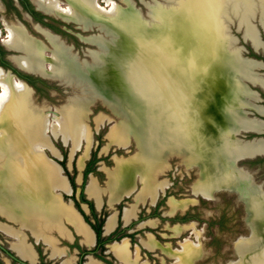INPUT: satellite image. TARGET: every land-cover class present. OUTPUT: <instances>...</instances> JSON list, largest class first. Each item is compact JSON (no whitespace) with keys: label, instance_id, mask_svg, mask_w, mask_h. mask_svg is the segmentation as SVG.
Returning <instances> with one entry per match:
<instances>
[{"label":"bare ground","instance_id":"obj_1","mask_svg":"<svg viewBox=\"0 0 264 264\" xmlns=\"http://www.w3.org/2000/svg\"><path fill=\"white\" fill-rule=\"evenodd\" d=\"M36 1L49 13L66 19H73L84 26L98 25L104 27V35L109 38L117 32L126 34L127 41H125V45L127 50L125 52L129 54V57L132 56L131 53L135 52L141 43L148 45L147 51L150 48L152 49L154 45L149 46L151 43L148 41L149 38H142L140 32L145 33V37H147L148 30L155 25H159L158 11L169 12V10L171 13L177 11L180 29L173 28L172 34L177 42L176 45L179 47L186 41L181 34V30L186 25L190 28L192 34H195L193 46L197 48L200 47L205 37L217 39L218 44L222 45L223 41L221 42L220 39L223 36L220 37L219 35L223 33L222 31L227 30L226 33L230 36V28L233 22H236L238 30L245 33V38L251 40L256 49L264 47L258 30L259 24L264 32V0H164V3L159 4L160 6H155L159 10L152 17L150 16L152 18L151 23L126 21L124 19L126 14L117 17L113 10L108 11L102 8L97 0H71L66 8L62 7L60 0ZM169 7L172 8L168 9ZM10 34L4 44L6 46L15 45L19 49L16 51H26L28 56L22 58L19 62L21 67L31 72H47L52 78L63 82H82L85 77L84 74L78 72V68L86 72L87 69H93L94 67V64L91 63L86 65L87 63L78 62L70 47L59 37L51 34L47 35L53 51V58L49 59L43 54L44 48L24 32L11 29ZM233 41L227 42V47L242 48L235 44L236 41L232 43ZM155 45L158 44L155 43ZM208 46H210L208 43L201 44L200 49L202 48L205 51ZM203 51L201 65L195 66L196 72L199 74L198 77L195 75L188 76L187 74L188 67L195 64L189 51L182 52L179 49V61L175 62L174 60L171 68L168 67L170 61L167 57L163 62L164 66L162 67L166 70L164 72L165 80L171 77L177 84L175 89L166 91V99L173 97L172 99L176 103L171 105L169 100H166L163 108V111H165L164 119L152 118L153 124L150 127L154 140L159 143L160 152L163 153L164 164L157 166V160L152 158V164H144L137 168L138 170L136 169L143 190L135 204L126 209L124 220L126 223H130L132 217L139 211L138 206L145 199H151L152 205H155L159 194L168 186V182L158 181V174L165 166H168V158L172 154L179 155L182 162L189 168H193V166L200 168L198 161L205 157L209 159L207 168L212 171L211 187L213 189L235 190L236 192L239 189L245 194L257 191L254 197L256 198L255 203L260 208L261 223L257 222L256 226H251V238L238 243L249 245L250 252L245 258L241 253H238L239 260L234 264H264V192L262 186L254 183L249 173L235 165L237 161L241 160V157L251 158L264 155V138L244 141L236 137L237 133L264 134V122L249 118L245 112L246 108H253L257 113L264 116V108L249 103V98L253 99V96L248 92L251 89L247 87L245 82L247 80L249 83L259 85L264 89V78L258 71L256 72L260 68L261 62L252 60L247 62L241 59L238 60L236 57L234 61L236 66L233 67L229 64V67L237 73L236 78L233 80L231 78L226 86L224 85L226 77L224 80L223 74L215 75L213 71L211 72L214 68L209 69V67L213 60L205 55ZM183 60H187V63ZM93 61L101 62L98 55H94ZM46 64L50 65V69H45ZM156 64V61L153 60V63H147L146 61L139 66V64L134 63V60L128 61L126 77L129 85L134 86V73L136 71L139 73L143 71L154 73L158 68ZM203 68L208 69V71L201 72ZM98 75V72H90V76L94 78L98 79L100 77ZM85 80L90 85L93 84V81ZM221 83L223 84L222 87ZM0 87L2 88V94L0 95V165H2V158L12 157L15 165H19L17 169L20 171V176L8 177V179L7 174L9 172L6 168V171L3 169L2 174L0 173V185L2 186L0 187V212L14 221L21 220L24 217L27 218L28 221L25 222L24 220L22 225L30 228L38 238H43L53 248V256H60L65 253V250L57 247L59 245L57 239L52 237V231L58 232L64 238H70L68 230L63 226V221L73 225L77 233L83 237L82 242L85 245H93L94 231H91L82 222L74 210L62 205L60 195L55 192L58 189L70 190L68 189L69 184L66 178L62 176L63 174L61 175L58 165L48 160L42 151L44 148L58 155L57 149L46 135L51 126L49 115L44 114V107L32 105L30 92L26 85L16 81L11 74L3 69H0ZM213 104H215L217 115L211 110ZM69 106L62 110L63 117L60 128L65 137L64 139L71 142L73 151L83 150L79 164L80 168H83V163L88 158L90 151V129L85 123L82 107L79 105ZM230 108L241 109L244 111L243 116L241 118L235 117ZM2 110H5L4 114L1 113ZM220 117L221 121L219 122ZM116 133H121L129 138V135L122 130L116 131ZM85 143L87 145L84 148ZM148 156H150V153ZM216 161H221V167L217 165ZM27 170L31 173L30 176L24 174V171ZM137 179L133 175L130 181H118V187L113 191L112 186L115 180L112 178L113 182L110 180L108 187L111 200L118 201L122 196L128 197L130 191L134 189ZM202 181L200 175L198 182L201 183ZM150 186H154V190H151ZM194 192L206 199H213V195L207 187H202L199 190L194 189ZM88 193L95 197L98 206H101L100 195L102 194L96 182L92 181L89 184ZM26 195L33 197V205L25 200ZM176 205L174 202L171 204L172 212L175 211ZM115 227L116 216H111L106 225V232H111ZM7 232L17 241L14 247L16 252L22 258L34 262L35 254L32 247L26 244L25 235L17 231L10 232L7 230ZM195 233H198L197 230ZM196 236L199 238L198 235ZM150 238L151 240L147 243V246L151 249L157 244L152 236ZM194 248L199 247L196 245ZM112 250L122 264H136L139 260V257L132 255L129 244L125 239L115 243ZM172 252L178 255L179 264H192L193 258L195 259L197 256L190 254L189 249L183 254L177 249ZM183 255H188L189 258L185 260ZM72 260L73 257H70L63 264H71ZM86 264H98V262L92 259ZM142 264H146V262Z\"/></svg>","mask_w":264,"mask_h":264},{"label":"rangeland","instance_id":"obj_2","mask_svg":"<svg viewBox=\"0 0 264 264\" xmlns=\"http://www.w3.org/2000/svg\"><path fill=\"white\" fill-rule=\"evenodd\" d=\"M60 1L62 2V7L66 8L70 4L71 0H60ZM97 2L105 10L106 9L108 11L113 10V12L117 14V17L126 14V17H124L126 21H130V22L141 21L147 23V19L146 18L144 19V17L141 18V15L136 10V8L139 9L143 15H146L148 11L149 15L152 17L153 14L159 9L155 7L156 5H152L151 3L154 2L160 3L161 0H106V2L105 0H97ZM28 3L35 12L45 17V21L47 24L51 25L55 30H58L59 33L57 34L62 36V38L65 40V42H67L68 45L73 46V47L69 46L73 56H75L77 59L81 58L91 61V62H88L86 60L82 61L84 64L87 63L86 65H88V63L94 64L93 69H87L86 72H88L89 75L91 71H95V73L98 72L99 73L98 76L100 77L98 78L97 83H100L99 80L101 79H103L102 82L108 79V81H110L113 84V86L121 88L122 91L125 90V88H127L128 95L125 98L127 100H130L131 97L130 95L133 92V90L136 91V87L138 92H140L144 96L150 93V90L148 91L145 88L146 86L144 87L143 85H139L135 87L129 85L128 79L126 77V71H127L126 67L128 65V61L134 60V63L139 64V66H141L146 62L144 57L146 54H148V51L145 49L144 43L138 45L135 52H132L131 53L132 56L129 57V54L125 52V50H127V47L125 45L126 43L125 41H127L126 34L124 35L117 32L116 34H113L111 38H109L105 35H100V32L97 30L99 29L101 31H104L105 30L104 27H100L98 25H92L93 28L91 29L92 27L91 25L84 26L82 23L75 21L73 19H66L61 16L60 18L59 15L57 16L56 14L53 13H50V15L49 14L46 15L42 13L41 9L42 10L44 9L38 4V1H36V3L38 4L39 7L36 5L34 0H28ZM146 4L148 5V9ZM168 13L170 12L158 11L157 18L159 25L157 26L155 25L150 30H148L147 37H145L146 36L145 33L140 32L142 38H147V39L149 38L148 41L151 42L149 46L151 45L155 46V43L157 42L154 41L155 40V35L153 32L155 31L154 29L160 30L161 28H163L162 30H164L165 29L164 27H166V24H168V21L170 19H172L173 21L172 22L173 28H177L178 30L180 29V25H178V20H177V11H175L174 13H170L169 16ZM150 21H148V23ZM74 22L82 26V29H84L85 31L81 30L78 27V25ZM2 24L4 25V27L2 26ZM20 24L24 25L27 28L31 36L40 40L47 47H44L43 44L32 39L29 35H27L25 30H23L22 28L16 27V26H20ZM38 25L39 23L34 18H32L28 12L22 9V7L19 6V4H17L14 0H0V34H1L0 37L3 39V42H5V40H7L8 37L11 35L10 34L11 29H14V31L18 29L24 32L29 38H31L33 41H35L37 44H39L41 47L44 48L43 54L46 58L49 57V59H52L53 58L52 45H50L49 44L50 42L48 43L46 39L47 35L51 33L45 32V36H46L45 38L44 35L38 30L37 28ZM258 26L261 32V37L264 38V32L259 24ZM42 27L46 30L49 29V27L46 25H42ZM232 33L240 40L239 45L235 43L237 44V46L240 45L245 46L247 50L252 52L250 42L244 43L242 38V33L237 31L236 25H232ZM5 34H7V36H5ZM181 34L183 35V38H185L186 41L179 47V49L182 52L189 51L190 56L195 62V64L192 67L191 66L188 67L189 69L187 71V74L188 76L195 75L198 77L199 74H197L195 66L201 65V61H202L201 57L203 55L202 53L203 50L202 48L200 49L201 44H205V43L210 44V46H208V48L203 52L212 60L215 59L216 56L215 53L217 51L216 48L220 45L218 44L217 39H214L212 37L209 38L205 37L202 43L200 44V47L195 48L193 46L195 34L194 35L192 34L190 28L187 25L185 26L184 29L181 30ZM95 35L96 36L100 35V36L91 38L94 37ZM84 38L86 39L84 40ZM161 40L162 38L160 39V41ZM91 42H94L95 44H92ZM0 43H1V39H0ZM12 46H7V47L12 50H19L15 47V45ZM89 51H95L92 53V59L89 57L88 54ZM20 52H22V55H19L14 58V60L17 62L19 66H20L19 60H21L24 57L26 58L28 56L26 51L20 50ZM18 54L19 53L9 50L6 52V58ZM94 55H98L101 62L93 61ZM103 55H105L106 57ZM165 55L166 56L163 57L164 60L166 59L167 56L168 57L170 56V53L167 52ZM243 55L244 56L246 55L245 51L243 52ZM261 56H264V52L263 53L261 52L260 55L259 54L254 55L253 58L259 61H263L264 57L262 60ZM227 58L226 60L228 64H230L233 67L236 66L234 63V61L236 60V56L233 57L231 56L228 59ZM174 59L177 60V57ZM226 60L223 59L222 62H226ZM183 61L187 63V60H183ZM261 67H262V63H260V68ZM45 69H50V65L46 64ZM37 74L51 77L49 73L47 74V72L37 73ZM47 77L43 79L44 84L38 85L39 90L38 91L36 90V93L33 95L34 104L32 103V105L36 107L39 106L42 108L44 107L43 112L45 115L47 114L49 115L48 118L51 123L50 130L46 133V135L50 138L52 144L57 149L58 155L52 153L51 151H48V149L43 148L42 151L44 152L45 157L47 159L49 158L48 160H50L52 163L56 162L61 166L62 169L59 166L58 167L60 169L61 175L63 174L62 176L68 179L74 177L75 183L78 188L77 198H79V192L82 188V184H83L82 180H84L85 170L88 164L95 157L97 160V163L95 165L96 171L91 173L87 177L85 184H87L88 186L93 180L96 179L95 181L98 184L101 194L104 192L106 193V195H103L102 197L103 205L102 206L96 205L95 208L97 209L99 215H104L105 218L102 216V219L104 220H107V218L109 220V218L118 211H121L123 216L124 211L135 204L136 200L139 198L138 196L143 190V185H140L141 181L139 180L136 169L144 164L145 165L150 163L152 164L151 162L152 158L157 160V166L158 165L162 166V164H164V156L163 153L160 152L159 143L156 140H154V137L150 131V127L153 124L152 118L158 117L157 115L158 113H163V112H158L161 111L162 109L157 111L156 110L152 111L151 106L147 108L148 117L146 120V126L147 124H149L150 126L148 127L149 128L147 131L148 134L144 133L145 139L144 138L142 139L143 149L141 151V154L139 155L140 149L137 147V143L135 142V139L133 137L131 138V144L129 146H124L127 144L129 139L126 138L121 133H116V131L122 130L130 136V132H129L130 128L125 124L120 123L121 119L113 115V113L100 101H97L96 103L91 105L90 113L86 118L87 121L85 120V123L88 125L90 129V135H89L91 138L90 151L88 158L85 160V163H83L84 164L83 168H80L79 164H80V158L83 154L82 153L83 150L73 151L72 145L70 144L71 142L69 140L64 139L65 137L62 134L60 128L61 120L63 117L62 110L63 108L69 105L72 106L79 105L82 107L84 115H86L87 104H85V101L87 100V103H89L90 99H87L85 95L91 98L98 97L94 95V94H99L95 88L98 85L94 84V82L92 85H90V83L85 79L82 82L79 81L63 82L59 80L65 85H71L76 87V89H79V91H77L76 89L69 88L60 84L59 82L54 80L56 78L51 77L52 78L51 79ZM15 80L24 83L23 81L17 78H15ZM248 92L251 93L250 90H248ZM1 94H2V88L0 87V95ZM252 96L253 99H251L250 97L249 103L254 104L256 106L255 100H257L256 99L257 97L254 94H252ZM150 105H151V101H150ZM211 110L217 115L215 104H213ZM230 110L233 111V113L235 114L234 116L238 118H241L244 114V111H242L239 108H235V109L230 108ZM248 111L253 112L251 109H249ZM1 113L4 114L5 110L4 111L2 110ZM246 115L248 116L247 113ZM218 121L219 122L221 121V117L219 118ZM247 135H251V134H242L241 136H239V139L241 138L248 139L249 137L248 138L245 137ZM257 138H263V137H256L254 139ZM244 141H251V140H244ZM86 145L87 144L85 143L84 148L86 147ZM149 153L150 156H148ZM137 154L139 155V157L137 159L131 160ZM261 156L262 157L248 159L240 162L239 168L249 173L252 176L254 183L259 186H262L264 189V157H263L264 155ZM2 160H3L2 165H0V167L2 168V170L0 168L1 174L3 169L5 170L6 168L7 172H9V174H7L8 175L7 179L8 177L11 178V177L20 176L19 175L20 171L17 169L19 168V165L18 164L15 165V163L12 160V157L5 159L2 158ZM208 160H209L208 158L202 157L198 161L201 167L199 169L195 167L190 170L188 166H183L184 163L182 162V158L179 155L172 154V156L168 158V162H169L168 166H165L164 169L159 172L157 178L158 181L168 182V186H167L168 189L166 188L163 192L159 194V198L154 206L152 205L153 202L151 201V199L143 200L142 204L138 206V210H139L138 215L139 217H141V223H144V225L142 224L143 226H140L141 223L138 222L137 220L136 222L134 221L135 223L132 225V227L130 226V228H128V230L125 231L126 234L131 235V237L125 240H127L129 247L131 246L130 249L132 255L139 257V260L137 261L136 264H142L145 262L146 264H179L178 255L177 254L175 255L172 252L173 250L176 249L180 250L182 254L185 251H187V249H189L190 254L197 255L195 259L193 258L192 264L193 263L194 264H234L239 260L238 253H241V255L244 258L248 256L250 252V247H248L249 245L245 243L238 244L239 242L247 238H251V232L244 221L245 205L239 199L237 193L224 191L222 189L221 190L213 189L211 187L212 171L207 168ZM158 162L161 163L158 164ZM216 162L217 165L221 167L222 165L221 161H216ZM62 163H64L65 166H63ZM129 169L130 171L132 170V172H130ZM108 175L110 176L109 182L110 180L111 182H113L112 178L115 180L112 186L113 191L117 189L118 187L117 185L119 184L118 181H125V182L130 181L133 175L136 179L138 178L135 182V187L133 190L130 191V195L128 196V198H124L126 200L119 205L115 204L114 205L115 208L109 205L108 203L111 196L109 195V191H108L109 185L107 187ZM200 175L202 176L203 181L205 180L204 182L203 181L201 183L198 182ZM200 185L202 187L209 188V191L213 195V199H206L200 195L195 194L194 189L196 190L201 189L202 187ZM0 187L2 186L0 185ZM150 189L154 190V186H150ZM66 192L64 190L57 191V193L63 195L65 198L64 200L69 203L71 197L70 196L66 197L67 196ZM89 196L95 198L90 194ZM101 196L102 195H100V197ZM32 198L33 197H31L30 195H26L25 200H28V203H31L33 205L34 201ZM91 201L94 203L92 199ZM173 202L177 204L174 209L175 210L174 212H172V206H171ZM84 209H86V207ZM89 216L91 218L90 214ZM24 220L25 222L28 221V219L24 217L23 219L18 220L17 222H20L22 225ZM5 224H8L13 228L14 227L16 228L14 224L9 223L8 221L0 217V229L2 231H4L8 235H10V233H8L7 230L10 232L15 231L12 230L10 227H7ZM122 224L123 225L121 226V231L124 229V225H125L124 222H122ZM256 225L257 224L253 223L251 226H256ZM22 227L24 226L22 225ZM193 228H195L198 233H195L196 230ZM1 230H0V242L6 245H7L6 243L7 241L12 242L13 240L2 234L3 232ZM72 231L73 233L75 232L73 229ZM25 232L26 235L28 236V242H33L29 232L28 231ZM196 235H198L199 238H197ZM150 236H152L154 242L157 244L154 248L151 249L150 247L147 246V243H149L151 240ZM56 238L58 240H61L58 234L56 235ZM79 241L80 239L77 238L75 244H73V246H70L72 252L71 256H75V257L78 256L76 254L77 248L74 245H78ZM15 243H17V241H15L12 244L13 249L15 247ZM62 243L63 244H60L61 247H69V245L66 242L62 241ZM196 245H198L199 248L197 249L194 248V246ZM83 249L86 248L83 246ZM42 251L48 254L47 250L44 249ZM113 253L114 252L111 248H107V252L104 253L103 255L107 257V260L110 262V264H122L118 258H115L112 255ZM183 257H185V260L189 258L188 255H183ZM93 258L95 260H100L95 256L88 257L87 259L84 260L85 264L91 261ZM65 260L66 258L54 259L51 260L48 264H55L56 262H57L56 264H60Z\"/></svg>","mask_w":264,"mask_h":264},{"label":"water","instance_id":"obj_3","mask_svg":"<svg viewBox=\"0 0 264 264\" xmlns=\"http://www.w3.org/2000/svg\"><path fill=\"white\" fill-rule=\"evenodd\" d=\"M161 3H164V0H161L160 3L154 2L151 4L160 6L159 4H161ZM146 6L148 9L147 4H146ZM163 8H165V7H163ZM171 8L172 7H169L168 9H171ZM136 10L141 15V18L144 17V19L145 18L147 19V23H148V21H150L151 18H150L148 11H147L146 15H143L139 9L136 8ZM169 12H170V10H169ZM170 13H168V16ZM172 22H173L172 19H170L168 21V24L165 23L166 27H164L165 28L164 30H162L163 28H161L160 30L154 29L155 30V31H153L154 35H155L154 41H157L156 43L158 45L153 46L152 49L151 48L148 49L149 53L146 54L144 57V59L147 61V63L148 62L153 63V60L156 61V63H157L156 66H158L156 71L154 73L153 72L150 73V72H146V71H143L140 73L138 71H136V73H134V83H133L134 86L136 87L139 85H143L144 87L146 86L145 88L148 91L150 90V93L146 96H144L140 92H138L137 87H136V91L133 90V92L130 95L131 96L130 100H127V99H125L128 95L127 88H125V90L122 91L121 88L113 86V84L110 81H108V79H106L104 82H102L103 79H101V80H99L100 83H97V80H98L97 78L90 76L88 72H84L81 68H78V70H79L78 72L80 74H84L85 79H87V80L89 79V80L93 81L94 84L98 85L95 88L99 94H94L98 97H92L91 98V97H88L87 95H85L87 99H90L89 103H87V100L85 101V104H87L86 105L87 114L85 115V120L87 121L86 118L90 113L91 105H93L97 101H100L104 106H106L113 113V115H115L117 118L121 119L120 123L125 124L126 126H128L130 128V131H129L130 136L128 138L129 140H128L127 144L124 146H129L131 144V138L133 137L135 139V142L137 143V147L140 149L139 155L141 154V151L143 149L142 148L143 147L142 139L145 137L144 133L145 134L147 133V131L149 129L148 127L150 126L149 124H147V126H146V120L148 117L147 116V108L151 106L152 111H154V110L157 111V110L162 109L160 112H163V113L158 114V117L161 120V118L164 119V112L165 111H163V108H164L166 100H169V103H171V105L176 103V101H173L174 100V99H172L173 97H171L170 99H166V95H167L166 91H169L170 89L171 90L175 89L177 84L174 80L171 79V77H169L167 80H165V76H164L165 73L164 72H166V70L164 69V67H162V66H164L163 57L166 56L165 54L167 52L170 53V56L169 57L167 56V58L170 62H172V63L169 62V65H168L169 68H171V66L174 64V60H175L174 58L177 57V60H175V62L179 61V59H178L179 53H180L179 52V46L176 45L177 42H176V40L172 34V30H173ZM74 23H76V22H74ZM77 25L80 29H82V26H80L79 24H77ZM232 25H236L237 31L242 33V38H243L244 43L250 42L251 47L254 49V51L256 53H258V51L260 49H256L253 46L251 40L245 38V36H244L245 33L242 32L241 30H238V25L236 24V22H233ZM232 25L230 28L231 29V35L230 36L226 33L227 30L222 31L223 33L219 35L220 37H221V35L223 36L222 39H220L221 42L223 41V44L221 43L222 44V45H220L221 47L218 46L216 48L217 49V51L215 50L216 53L214 51L216 56H215V59L213 60L212 64L209 67V69L214 68L211 70V72L213 71L215 73V75L223 74L224 80L226 77L224 85L228 84V82L231 80V78H232V80L235 79L236 78L235 76L237 74L234 72L233 68L229 67L230 65L227 63V60H226L227 57L230 58L231 56L232 57L236 56L238 60L241 59L242 61H247V62L249 60L255 61V60L249 59L243 55V52L246 51L245 46L240 45L242 47L241 49H239V48L236 49V47L235 48H231L229 46L227 47V44H228L227 42H229L230 40H234L232 43H234L236 41V43L238 45L240 43L239 38L234 36V34L232 33ZM92 28H93V26L91 27V29ZM88 29H90V28H88ZM82 30L85 31L84 29H82ZM97 30L100 32V35L105 34L104 31H101L99 29H97ZM258 30H259V28H258ZM259 33H260V39L264 44V41L261 37L260 30H259ZM100 35H97V36L95 35L94 37H91V38H95V37H98ZM91 38H89V39H91ZM161 38H162V40L160 41ZM91 43L95 44L94 42H91ZM147 46L148 45L145 44V49H147ZM166 49H168V50H166ZM95 51H97V50H95ZM95 51H89L88 52L89 57L91 59H92V53ZM150 54H151V56H150ZM103 56H105V55H103ZM189 59H191V58H189ZM223 59H225L226 62H222ZM84 60H86V59H81V58L77 59L78 62L79 61L82 62ZM86 61H88V60H86ZM88 62H91V61H88ZM20 68L27 73L37 74V73L31 72L30 70H27L23 67H20ZM207 71H208V69H205V68L201 69V72H207ZM45 77H47V76H45ZM47 78H51V77H47ZM54 80L58 81L60 84L66 86V87L76 89V87H74V86L63 84L58 79H54ZM245 82H246L247 87H250L249 85L251 83H249L247 80H245ZM24 83H25L26 87L30 90L29 91L30 92V102L33 103L34 102L33 95L35 94V91L26 82H24ZM222 85L223 84L221 83V87H222ZM252 85H254V84H252ZM254 86H257V85H254ZM76 90L79 91V89H76ZM150 101H151V105H150ZM242 134H245V133H241V134L237 133L236 137L239 138V136H241ZM242 140H244V139H242ZM139 155L138 154L135 155L131 160L137 159L139 157ZM242 161H244V160L237 161L235 164L236 167H240L239 163ZM54 163H56V162H54ZM57 165L61 168V166L59 164H57ZM193 167H195V166H193ZM197 169H199V168H197ZM24 174L28 175V176L31 175V173L28 172V170L24 171ZM109 179H110V176L108 175V181H109ZM140 185H142V184L140 183ZM60 190L61 189H58L55 192L57 193V191H60ZM224 191L235 192V193L238 192L237 195L239 196V199L245 205V207H244V209H245L244 221H245L247 227L249 228V230L251 232V228H250L251 223H254V224H258L257 222L261 223V217H262L261 214L258 212V211H260V208L258 207V204L255 203L256 198L254 196L257 193V191H252V193H248V194H245L244 192L240 191L239 189H237V192L235 190H233V191L232 190H224ZM262 191L264 192L263 187H262ZM86 193L89 196L88 191H86ZM57 194H59V193H57ZM59 195H60V200L64 198L63 195H61V194H59ZM89 198H90V196H89ZM70 204L74 208L73 202H70Z\"/></svg>","mask_w":264,"mask_h":264},{"label":"flooded vegetation","instance_id":"obj_4","mask_svg":"<svg viewBox=\"0 0 264 264\" xmlns=\"http://www.w3.org/2000/svg\"><path fill=\"white\" fill-rule=\"evenodd\" d=\"M17 4H19V6L22 7V9H24L26 12L29 13V15L34 18L38 23V30L44 35V37L46 38L45 36V32H49L51 33L52 35L54 36H57L59 37L63 42H65V40L62 38V36H60L58 32V30H55L51 25L47 24L46 21H45V17L42 16V15H39L37 12H35L33 10V8H31V6L29 5L28 3V0H14ZM35 3H36V0H34ZM36 5L38 6V4L36 3ZM39 7V6H38ZM40 9V8H39ZM42 13L43 14H46V15H50V13H47L45 12L44 10H42ZM58 16V15H57ZM60 17V16H59ZM61 18V17H60ZM72 22V21H70ZM42 25H46L49 27V29H44L42 27ZM2 26L4 27V25L2 24ZM18 28H22L23 30H25V32L27 33V35H29L32 39H34L35 41L43 44L44 47H47L45 46L44 43H42L40 40L34 38L33 36H31V34L28 32L27 28L20 24V26H16ZM82 30V29H81ZM55 32V33H54ZM5 36H7V34H5ZM1 39V43H0V68L4 69L5 71L7 72H11L10 74L13 75L15 78L19 79V80H22L24 82H26L30 87H32L36 93V90L38 91L39 90V87L38 85L40 84H44V81L43 79L46 78L45 76H42L40 74H33V73H27L25 71H23L17 64V62L14 60L15 57L19 56V55H22V52L20 51H16V50H12V49H9L3 42V39L0 37ZM47 39V38H46ZM86 38H84L85 40ZM263 41H264V38H262ZM48 41V39H47ZM49 43V41H48ZM50 44V43H49ZM66 45L67 42H65ZM51 45V44H50ZM68 46H71V45H68ZM73 47V46H71ZM252 49V52L247 50L245 51V57L249 58V59H253L255 61H258V62H261L262 63V67L259 68L257 71L258 73L264 78V60H263V57L264 56H261L262 57V60L263 61H259L255 58H253L254 55H260L261 52L263 53L264 52V47L262 49H260L258 51V53H256L254 51V49L251 47ZM14 51L16 53H19L18 55H12L10 56L9 58L7 57L6 58V52L7 51ZM254 54V55H252ZM260 70V71H259ZM262 71V72H261ZM35 79L36 82L35 83H32V81H30V79ZM58 82V81H57ZM250 88H251V93L256 95V99L255 102H256V106L258 107H262L264 108V89L262 87H260L259 85L258 86H254L252 84L249 85ZM255 88V89H254ZM249 109H251L253 112H250L248 111ZM246 113L248 114L249 118L251 119H259L261 121L264 122V116L260 115L259 113H257L256 111H254L252 108H246ZM245 134H251V135H247L245 136L246 138L248 139H244V140H252L256 137H263L264 138V134H261V135H257V134H254V133H245ZM253 136V137H252ZM49 151V150H48ZM257 157H262L261 155H258V156H255V157H241V160H248V159H254V158H257ZM264 157V156H263ZM240 160V161H241ZM183 166H186L185 164H183ZM88 167V166H87ZM195 168V167H193ZM87 169V168H86ZM192 168H190L191 170ZM86 171V170H85ZM93 173V172H92ZM91 174V173H90ZM89 174V175H90ZM88 175V176H89ZM82 178H83V175H82ZM68 184H69V187L71 189V193H68L66 192V197H71L69 203L66 202L63 198V202L64 204H70V202H73V205H74V212L79 216V218H81L82 222H84V224L90 228L91 231H94L93 234H94V244L93 245H85L83 244L82 240H83V237L80 236L77 231L75 230V228L73 226H71L69 223H66L65 224L67 225V229H69L71 232H69V234H71L70 238H64L62 236H60L58 233H53L52 234V237L56 238V235L58 234L60 239L61 240H58L57 238V244L59 246H57L59 249H63L65 250V253L60 255V256H53L52 252H53V248L51 246H49L43 238H38L37 236H35V234H33V232L26 228V227H22L21 223L20 222H17V221H13V220H10L8 219L7 217L3 216L1 213H0V217L3 218L4 220L8 221L9 223H12L16 226V228L8 225V224H5L7 227H10L12 230H15L17 232H21L23 233V235H25V238H26V244H29L33 251H34V254H35V260L34 262L28 260V259H25V258H22L13 248H12V244L16 241L15 238L13 236H10L8 234H6L4 231H1L3 232L2 234H4L5 236H7L8 238L12 239L13 241L12 242H6V244L0 242V264H48L51 260H54V259H63V258H66L69 259L70 257H73V260L71 262V264H85V259H87L88 257H97L98 259L100 260H95L93 258L94 261H97L98 264H110V262L107 260V257H105V255H103L104 253L107 252V248H111L112 249V246L113 244L115 243H119L121 242L122 240L124 239H128L129 237H131V235H128L126 234V230H128V228H130V226L132 227V225L138 220V222L141 223V217H139L138 213H137V216L135 219H133L130 223L126 224L124 222V213H123V216H122V212L121 211H118L116 212L117 213V225L116 227L109 233H106V223H107V220H104V223H103V226H102V238L106 241L105 245L103 246V248H105V250H102L103 248L100 247L99 245V241H98V236L96 234V231L94 230L93 228V224H96V219L94 218V214L92 213L91 211V208L89 206V204L87 203H83L81 201V192H82V188L79 192V198H77V193H78V188L74 189L72 183H71V180L66 178ZM82 187L84 185V190H83V193L86 197V199L90 202L91 199L89 198V196L87 195L86 191H87V184H85V174H84V180H82ZM76 184V183H75ZM77 186V185H76ZM168 189V188H167ZM124 198H128V197H124ZM122 199L119 203H117L118 205L121 204L122 202H124L126 199ZM204 198V197H203ZM94 201V199H92ZM77 203H79V207L77 206ZM93 203V202H92ZM95 203V201H94ZM93 203V204H94ZM156 204V203H155ZM154 206V205H153ZM86 207V209H84ZM94 207H96V204L94 205ZM115 208V207H114ZM95 212L98 216V220L100 221L102 219V216L104 217V215H99L97 209L95 208ZM81 214V215H80ZM89 214L91 215V218L89 216ZM86 217L89 218V221L86 220ZM84 220H83V219ZM105 218V217H104ZM140 218V219H139ZM135 221V222H134ZM122 222H124V229L121 231V226L123 225ZM3 224V223H2ZM142 224L144 223H141L140 226H142ZM135 226V225H134ZM72 229L75 231L73 233ZM20 230V231H19ZM25 231H28L29 234L31 235L30 237L32 238L33 242H28V236L26 235V232ZM114 237V238H120L119 240H114V241H108V239L110 237ZM77 238L80 239L78 245H74L76 248H77V251H76V254L78 255L77 257L75 256H71L72 252H71V247L70 246H73V244H75V242L77 241ZM62 241L66 242L69 247H61L60 244H63ZM83 246L86 248V249H83ZM131 247V246H130ZM47 250L48 251V254L45 253L44 251L42 250ZM51 251V252H49ZM100 252V253H99ZM50 253V255H49ZM68 253V254H67ZM70 254V255H69ZM115 258H117L114 253L112 254ZM65 260V261H66ZM102 260V261H101ZM64 261V262H65ZM59 262V261H58ZM57 263V262H56ZM55 263V264H56ZM60 263V262H59ZM60 264H63V262H61Z\"/></svg>","mask_w":264,"mask_h":264},{"label":"trees","instance_id":"obj_5","mask_svg":"<svg viewBox=\"0 0 264 264\" xmlns=\"http://www.w3.org/2000/svg\"><path fill=\"white\" fill-rule=\"evenodd\" d=\"M30 81H32V83H35V82H36V80H35V79H32V78L30 79ZM96 163H97V160H96V158L94 157V159L88 164V167H87V169H86V171H85V182H86V180H87L88 175H89L90 173L96 171V168H95ZM62 165L65 166L64 163H62ZM70 180H71V183H72L74 189H76L77 186H76V184H75V179H74V177H71ZM83 190H84V185H83V187H82V192H81V201H82L83 203H87V204H89V206H90V208H91V211H92V213L94 214V218L96 219L97 222H96V224H93L92 226H93V228H94V230L96 231V234H97V236H98L99 245H100V247L103 248V246H104L105 243H106V241L102 238V226H103L104 220H103V219H101L100 221L98 220V216H97V214H96V212H95L94 204L86 199V197H85V195H84V193H83ZM76 204H77V206L79 207V203L76 202ZM86 220L89 221V218L86 217ZM120 238H121V237H120ZM120 238H114V237L112 236V237H110V238L108 239V241L119 240ZM102 250H105V248H103Z\"/></svg>","mask_w":264,"mask_h":264},{"label":"crops","instance_id":"obj_6","mask_svg":"<svg viewBox=\"0 0 264 264\" xmlns=\"http://www.w3.org/2000/svg\"><path fill=\"white\" fill-rule=\"evenodd\" d=\"M95 179V178H94ZM96 180V179H95ZM95 180H93L94 182H96ZM108 185H109V181L107 182V187H108ZM89 186V185H88ZM88 186H87V191H88ZM68 189L70 190V191H67V193H70L71 192V189H70V187H69V185H68ZM102 189H105V188H102ZM66 192V191H65ZM103 195H106V193L104 192V193H102V196H101V206L103 205V201H102V197H103ZM110 195V194H109ZM124 197H126V196H122L118 201H113V200H111V198H110V200L108 201V203H109V205H111V206H113V207H115L114 205L115 204H117V203H119ZM90 199H94V201H95V204L98 206V202H97V200L95 199V198H92V197H90ZM60 203L62 204V205H64V206H67V207H69L70 209H72L73 210V207H72V205L71 204H64V202H63V199H61L60 200ZM112 203V204H111ZM126 211V210H125ZM125 211H124V218H125ZM138 213V212H137ZM137 213H135V215L132 217V219H131V221L133 220V219H135L136 218V216H137ZM112 216H116V225H117V213H114ZM11 220V219H10ZM130 221V222H131ZM65 222L66 223H69V222H67V221H63V226L65 227V229L66 230H68V233L69 232H71L69 229H67V225L65 224ZM124 222H125V220H124ZM126 223V222H125ZM71 226H73L71 223H69ZM126 224H128V223H126ZM106 225H107V223H106ZM144 225V224H143ZM142 225V226H143ZM28 229H30V228H28ZM31 230V229H30ZM52 233H58V232H54V231H52ZM107 233V232H106ZM59 234V233H58ZM60 235V234H59ZM70 236H71V234H69ZM61 236V235H60Z\"/></svg>","mask_w":264,"mask_h":264}]
</instances>
